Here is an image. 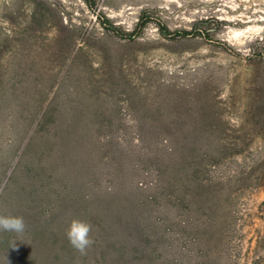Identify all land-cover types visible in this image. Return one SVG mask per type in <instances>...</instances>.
I'll return each instance as SVG.
<instances>
[{
  "label": "rangeland",
  "instance_id": "obj_1",
  "mask_svg": "<svg viewBox=\"0 0 264 264\" xmlns=\"http://www.w3.org/2000/svg\"><path fill=\"white\" fill-rule=\"evenodd\" d=\"M91 6L0 0V215L25 224L19 234L0 232V262L45 264L47 247L69 252L57 215L42 209L62 194L68 170L48 137L71 121L68 133L86 146L102 142L104 171L91 172L104 187L116 161L145 170L142 156L160 163L173 147L187 158L226 139L230 157L208 168L216 179L237 176L225 201L216 193L220 261L264 264V172L255 163L264 162V0ZM28 140L31 161L18 171ZM41 181L56 192L42 194Z\"/></svg>",
  "mask_w": 264,
  "mask_h": 264
},
{
  "label": "trees",
  "instance_id": "obj_2",
  "mask_svg": "<svg viewBox=\"0 0 264 264\" xmlns=\"http://www.w3.org/2000/svg\"><path fill=\"white\" fill-rule=\"evenodd\" d=\"M84 1L90 7L95 3V0ZM111 31L119 35L114 26ZM71 129L74 123L67 121L56 126L53 136L49 134L48 141L59 145L60 164L68 170L62 194L46 206L47 210L43 206L42 215L56 214L65 235L71 220L88 223L92 243L83 254L71 245L69 252L66 246L59 255L47 247L42 252L45 264H221L215 238L216 193L219 191L225 201L237 176L216 179L208 168L215 161L230 157L226 139H219L218 151L191 153L187 158L171 147L161 159L163 163L142 156V164H149L145 170L140 168V163L134 167L118 164L114 159L116 164L105 172L113 182L104 187L102 176L91 172V168L104 171L102 142L90 144L86 138L89 142L86 146L84 137L68 133ZM32 150L33 140L26 141L22 149L26 154L22 153L16 162L18 166L21 164L18 171L29 165L31 159L27 153ZM128 159L125 157V161ZM179 161L185 164L180 165ZM255 163L264 172L260 157ZM16 164L12 168V180L17 175ZM41 184L42 194L56 192L44 182ZM228 222L229 218H225V226Z\"/></svg>",
  "mask_w": 264,
  "mask_h": 264
},
{
  "label": "clouds",
  "instance_id": "obj_3",
  "mask_svg": "<svg viewBox=\"0 0 264 264\" xmlns=\"http://www.w3.org/2000/svg\"><path fill=\"white\" fill-rule=\"evenodd\" d=\"M24 229L25 224L22 217L0 215V232L19 234L22 233ZM90 230L91 227L88 223L76 219L71 220L66 231V236L71 246L83 253L92 243L89 237ZM10 247L15 249V242H12ZM0 264H2V262H0Z\"/></svg>",
  "mask_w": 264,
  "mask_h": 264
}]
</instances>
